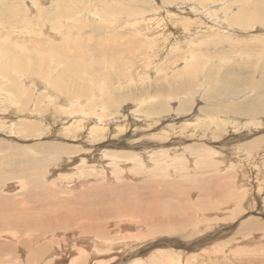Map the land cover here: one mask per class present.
I'll return each instance as SVG.
<instances>
[{"label": "rangeland", "instance_id": "obj_1", "mask_svg": "<svg viewBox=\"0 0 264 264\" xmlns=\"http://www.w3.org/2000/svg\"><path fill=\"white\" fill-rule=\"evenodd\" d=\"M183 2L184 0H0V54L8 51L4 54L11 59L12 63L9 64L12 66L7 68L13 69L8 81H17L25 89L32 90L42 84L41 88L51 90L58 96V100L51 102L43 90L45 97H34V103L38 106L47 103L48 107H52L51 110L68 109L64 111L67 115L54 114V119L49 115L51 124L45 126L46 117L43 118V113L39 111L16 112L15 106L24 103V98L20 102H13L12 96L9 100L1 98L6 103L0 105L1 214L27 217L30 216L29 213H33L32 216L35 217L34 210L51 212L53 209V219H59L61 222L58 220L57 223L65 225H55L56 221H53L56 233L53 238L56 243L73 242L72 237L81 234L75 227L82 229L89 223H96L97 227L110 230L128 222L136 230L140 228L135 225H141L144 233L149 232L148 235L157 231L158 234L148 239L146 245L151 244L150 248H153L152 245L155 247L156 242L161 241L164 251L179 254L183 262L193 254L196 257V253L200 254L202 248H207L206 250H211L210 255L203 259L196 257L193 259L194 264H235V261L238 264H264V241H259L262 236L254 234L255 229H249L248 237L256 241L245 244L240 243L238 233V227L243 228L242 225L248 220L254 221L252 223L257 225V230L264 229V158L260 159L258 169L253 160V157H259L264 152V114L251 113L252 109L264 103V22L261 21L264 16V0H203L202 6L219 12L220 16H216L226 19L229 29H236L228 33L233 36L210 34L211 37H208L209 34H206L200 41L192 40L186 44L183 43V37H177L178 46L173 38L174 33L178 32L174 22L167 23L173 29L171 36L152 38L143 22L138 21L140 17H136L140 14L155 18L153 14H158L160 7H180ZM255 2L259 3L257 11L252 9ZM197 3L201 2H193L194 5H198ZM214 3H217L216 8H212ZM89 6L93 7L92 12L83 15V10ZM15 9L19 11L16 16ZM229 9L231 12H227ZM183 11L190 12V9ZM235 11L242 16L234 21L228 20L237 15ZM95 12L91 17L90 14ZM72 13L77 14L72 17ZM206 20L207 18L205 22ZM202 28L200 26L197 29L202 31ZM54 29L59 30L58 36L50 33ZM91 34L92 38L89 37ZM82 44L86 46L83 47ZM194 50L200 51L201 55L196 57L192 53ZM185 55L194 63V70L185 72L182 68L181 57ZM179 59L180 63L174 66V62L177 63ZM197 59L200 63L205 62L203 70L195 64ZM13 65L16 67L13 68ZM36 67H40V70L34 73L33 69ZM45 71L49 72L50 78H56L59 85L62 82H74L77 85L80 97L71 98V101H82V106H89L87 111L92 119L97 116L92 112L96 110V113L113 117L112 120L109 118L110 129L114 128L113 120L117 124L125 121L129 128L117 136L109 134L108 137L90 142L88 139L92 136L88 128H83L78 136L65 133L60 124L68 125L67 121L72 118L69 109L81 105L68 104L66 97L51 85L52 80L47 78ZM136 74L140 75V81L133 78ZM128 75L132 77L127 79ZM90 89L96 90L91 93ZM38 93L35 92L34 96ZM119 93L121 99L126 94L129 95L123 101L126 103L122 104L129 103V106H119L121 111L111 105L110 98L112 94ZM159 94L166 96L164 104L162 99L155 97ZM101 98L107 100L110 111H106L105 107L98 109L97 105L95 109L92 108ZM12 103L15 106L11 108ZM162 105H166L169 115L160 117L157 124L146 125V115L142 113L151 110L155 112ZM133 109H142L143 112L140 115L132 114ZM205 113L214 114H207L211 118L207 127L214 132L211 136L205 131V135L200 138L202 133L188 129L181 132L175 129L177 133L170 131L169 135L164 131L163 140L155 136L164 126L179 125L185 123V118L189 119L195 114L204 116ZM236 114L240 116V123H224L223 117L233 119L232 116ZM5 116L10 120L14 118L8 123ZM23 116L37 121L42 118L41 128H18L15 122L24 119ZM63 117L65 119L61 121ZM122 117L126 119L123 120ZM92 123L90 121V125ZM191 132L196 133L190 135ZM157 141H162L161 147H172L185 158L189 154L204 155L203 152L207 150L221 151L224 154L219 160L223 161L225 168L220 165L219 168L223 169L216 171V166L203 164H197L196 167L185 165L183 168L177 162L176 169H181V173L176 171L173 174V169L164 166L165 162L162 160L149 166L152 174L142 175L130 169L138 166L136 159L141 157L126 163V166L116 162L118 165H114L115 169L108 159L103 158L104 154L100 157L103 151L117 153L121 157L125 155L127 158L135 153L134 150H138L136 153L144 151L143 156L151 158L149 152L160 149L157 148ZM180 141L178 146L177 142ZM145 147L148 148L147 151ZM184 147L188 149L183 151ZM84 155L100 157L103 160L102 166L96 167L92 163L80 169L73 168L78 163L76 160L79 161V157ZM201 158L203 160L207 157ZM159 163L164 171L160 172L159 168L157 171L154 167ZM231 163L241 166V171L228 166ZM40 165L44 168L38 169ZM106 165L108 167L103 175L100 171ZM186 166L189 170H186ZM87 167L88 170L96 167L92 176L81 175L80 170ZM116 169L118 172L114 173ZM72 172L75 177L83 178L82 182L73 180L70 183L69 178L57 180L60 174ZM15 177L22 178V190H19V180H15ZM239 180L243 182L240 183ZM243 184L245 187H241ZM227 197L229 200L225 202ZM230 199L233 202H228ZM19 202L21 203L18 204ZM219 203L223 205L221 209L218 207ZM234 206H237L235 211ZM195 221L208 223L198 224L201 227L195 228L192 227L195 226ZM220 256L224 260H219ZM61 259L57 263L63 262Z\"/></svg>", "mask_w": 264, "mask_h": 264}, {"label": "bare ground", "instance_id": "obj_2", "mask_svg": "<svg viewBox=\"0 0 264 264\" xmlns=\"http://www.w3.org/2000/svg\"><path fill=\"white\" fill-rule=\"evenodd\" d=\"M82 1L83 0H80V2H82ZM194 1H196V0H184V2H183L184 4L180 7L179 6H172V5L162 6V7H160L161 10L159 11L158 14H156V13L153 14L155 16V18H153L152 16H144V15H140V14L136 15V17L137 18L140 17L138 19V21L143 22L146 30H148V32L152 35V38H159V37H162L163 35L171 36L173 29L167 23H173L174 22L177 25L176 29L178 30V32H175L174 36H173L174 40L176 41L177 46L179 45V41H177L178 40L177 37H183V39L185 41L183 43L186 44L187 42L192 41V40L200 41L201 39H203V37L206 34H209L208 37H211V35L212 36L223 35L224 37H226L227 35H229L228 33H230V32L232 33L233 31L236 30V29H229L226 26L227 20L219 18L218 17V16H220L219 12H217L216 10L210 11L209 9H211V8H206V7L202 6L203 0H199L201 3H197L198 5H194L193 4ZM258 2H255L256 4H254L252 7V9L255 11H257L259 8ZM33 5H36V3H33ZM215 6H217V3H214L212 8L213 7L216 8ZM92 8H93L92 6L85 8L83 10L82 14L86 15L89 12L91 13ZM183 9H190V12H185V11H183ZM227 12H231V9H229ZM14 13L16 16L19 13V11L17 9H15ZM77 13H72L71 16L74 17V15ZM95 14H96V12L92 13L90 15L92 17ZM216 15H218V16H216ZM241 16L242 15L237 13L236 16H234L233 18L228 19V20L234 21L235 19H238ZM206 18H207V20L205 22ZM261 21L264 22V16L261 18ZM200 26H203L202 31L197 29ZM50 33L55 35V36H58L59 30L54 29V30L50 31ZM91 36H92V34L89 35L90 38H92ZM99 36H102V35H99ZM229 36H233V35H229ZM82 46L85 47L86 45L82 44ZM191 49H195V47H191ZM2 52L3 51H1V53ZM7 52H6V54H7ZM4 53L0 54V60H2V62L0 63V78L2 79V80H0V105H6V103L3 100H1L2 97L5 100H9V97L12 96L14 98L13 102H20V100L22 98H24L25 99L24 103L18 104L17 106H15V104L12 103L10 105V107L12 108L13 106H15L17 113L18 112H24V111L26 113L35 112V111H39V112L43 113L42 117L43 118L46 117L45 126H48L51 124L49 122L50 116L52 119H54L53 118V117H55L54 114L65 113L67 115V113L64 112L65 110L68 111V109H66V108H65V110L60 109V108H55V109L51 110L52 107H48L47 103L38 106L37 103H34L32 101V99H35L34 97H36V98L41 97V99H42L43 96L45 97V93H46V95L49 96V98L51 99V102L55 103L58 100V96L55 93H53L51 90L41 88L42 84L39 83L40 85H38L36 88H33V90H32V88H26L25 89L23 87V84L18 83L17 81L10 83L8 81V79L11 77V75L13 73V69H9L7 67L12 66V65H10L12 63V61H11V59H8L9 57ZM70 53L72 55H74L73 52H70ZM192 53L196 57L201 55L200 51H198V50L197 51L194 50V51H192ZM134 54H135V51H134ZM3 56H5V57L3 58ZM181 60H183L182 68H184L185 72L194 70V69H192L194 63L192 62V60L188 59L186 55L182 56ZM179 61H180V59L177 61V63L175 61L173 65L174 66L177 65L178 63H180ZM195 64L197 66H201V70H203L205 65H206L204 61H203V63H200V61L198 59H197V62ZM15 67H16V65H13V68H15ZM39 70H40V67H36L35 69H33V72L35 73V72H38ZM198 70H200V68H198ZM45 72L47 73V75H46L47 78L52 80V81H50L51 85L54 86L57 90H59L66 97L65 100L69 101L68 104H70L71 106H73L74 104H79V105L83 104L82 101H75V102L71 101V98L77 99L80 97V96H78V87L74 82H62L59 85V82L56 78H50L49 72L48 71H45ZM130 77H132V75H128L127 79H129ZM123 78L125 79V77H123ZM133 78L137 81H140V79H141L140 75H138V74L134 75ZM143 78H145V77H143ZM124 79H122V80H124ZM29 81H32V80H29ZM191 89L193 92V88H191ZM43 90L46 92L44 93ZM94 90H96V89H93V90L90 89L91 93ZM35 92H39V93L36 94V96H34ZM3 93L7 97H4ZM189 94L190 93H188V90H187V95L189 96ZM116 96L118 98H116ZM120 96H121L120 93L117 95L112 94L110 96L111 105L119 108V106L126 103L123 101H126V99L129 98V95H127V94L125 95L124 99L123 98L121 99ZM155 97H157V99H162L163 104L165 103L166 96L159 94ZM128 104L129 103L122 105V107L125 108V106L126 107L129 106ZM96 105L98 106V109H103V107H105L106 111H110L108 102L104 98H101L97 104H93L92 108L95 109L94 107H96ZM0 108H1V106H0ZM87 108H89V106H87V105H85V106L81 105V107H76V108L71 107V109H69V111H70V116L73 119L70 118L67 121L68 125H64V123H61L60 128L63 129L65 133H68L71 136L73 135V133H74V136H78V135H80V132H81V130H83V128L84 129L88 128L90 136H92L91 138L88 139L89 142L94 141V139H95V141H98L99 138H103V137L105 138L106 136L107 137L110 136L109 134H114V136H117L121 132H124L125 129L129 128L128 124L125 121L122 124L121 123L117 124L116 120H115V123L113 120L114 128L110 129V127L108 125L111 122L110 120H112L113 117L111 118L110 115H107L104 113H96V110H93L92 111L93 115H97V116H95L92 119V117L89 116V112L87 111ZM120 109H122V108L120 107L119 110ZM162 110H163V112H162ZM141 112H143L142 109H137V110L133 109L132 114L140 115L139 113H141ZM168 113L169 112H166V105H162V106L158 107L155 112H152V110H151L148 113L144 112L142 114L146 115V121H147L146 125L150 126V125L158 122L160 120V117H162V116L164 117ZM202 113H203V111H202ZM251 113H252V115H254V114L257 115V114H261V113L264 114V103L260 104L259 106L255 107L254 109H252ZM175 114H176V112H175ZM198 114H195L193 117H190L189 119L185 118L184 119L185 123H180L179 125L177 124L174 126L162 127L159 130L160 132H156L155 136L157 135V136H159L160 140H163V138H165V137L162 138V136H164V131H166L167 135H169L170 131L172 133L176 134L177 132L185 131V129L193 130V131L196 130V131L202 133V135H199L200 138H201V136L205 135L204 134L205 131H206V133H208L209 136L213 135V133H214L213 130H211L209 127H207L210 120H211V118L207 117V114L209 116H213L214 114L213 113H205V114H203L204 116H199ZM23 117H24V119L22 118V120H20L18 123L15 122V124L18 126V128L19 127L21 129H28V128H34V127L41 128L40 124L42 122V120H41L42 118L40 119V121H37V120H29L25 116H23ZM115 117L118 118V116H115ZM127 117H128V115H127ZM232 117H234V118L229 119V117H223L224 123L225 124H232V125H235V123H236V125L238 123H240V121H239L240 116L239 115L236 114L235 116H232ZM8 118H10V116ZM13 118L14 117H12L11 120L6 119V116H5V120L8 123H9V121L11 122L13 120ZM109 118H111V119L109 120ZM122 118H123V120L126 119V117H122ZM64 119L65 118L63 117L60 120L64 121ZM1 120H3V119H1ZM90 121L93 122L91 125H90ZM12 124H13V122H12ZM15 124H14V126H15ZM2 125L5 126L4 124H2ZM22 127H24V128H22ZM230 128H233V127H230ZM175 129H178L180 131L176 132ZM222 131H223V129H222ZM71 132H72V134H71ZM191 133L192 134H190V135H195L196 132H191ZM61 134L63 135L64 133H61ZM112 136L113 135H111V137ZM151 136H153V135H151ZM119 140H121V139H119ZM173 140H175V139H173ZM159 141H157V142H159ZM161 142H159L157 145V148L159 147L160 149L155 150L154 152H151V153L149 152V155L152 156L151 158L144 157L145 156V155L143 156V154L145 153L144 151H143L144 153L141 151L136 153L138 150L137 151L134 150V152H135L134 154H130V156H127V158H125L124 157L125 155L123 157H121L117 153L109 154V152H103V151L101 152L99 149V151L101 152L100 157H102L104 154L103 158L108 159L110 161V164H112L113 167L115 164H117L116 162L122 163V166H126V163L133 162L136 158L141 157L140 159H136L138 166L137 167H131L130 169L135 171L136 173H139L142 175L143 174H152V172L150 171V170H152V168H149V166L152 163H156L157 161L161 162L162 160H163V162H165L164 166L167 165L171 169H173V171H172L173 174L176 171L181 173V171H180L181 169H179V170L176 169L175 164L177 162H179V164L182 165L181 167H183V168L185 165H187L188 167H190V166L196 167L197 164L198 165L203 164V165H208V166L214 165V166H216L214 168V170H216V171H220L222 168V167L219 168L220 165H223L222 164L223 161L219 160V159H221V156L224 154L221 151L207 150V152H203L204 155H202L200 153L189 154L188 157L185 158V156H181L180 154L176 153L175 149L172 147H169V148L161 147V145H160ZM180 143H181V141L177 142L178 146ZM152 144H154V143H152ZM154 148H156V147H154ZM146 149H148V148L145 147V150ZM151 149H153V147H151ZM186 149H188V148L184 147L183 151H185ZM245 155H247V154H245ZM132 156H134V158ZM160 156H162V157H160ZM203 156L204 157L206 156L208 159L206 158V159L201 160L202 159L201 157H203ZM230 156L232 157L233 155H230ZM234 156H236V155H234ZM90 157H91L90 155L89 156L84 155L83 157L80 156L79 161L76 160V162H78V163H75L73 165V168L80 169L83 166H90V165H92V163H94V165L96 167L102 166L103 160L100 159V157H98V158H96V157L90 158ZM142 157H144L143 159H145L144 163L142 161ZM211 158H213V160H211ZM262 158H264V152H262L259 155V157H253V160L256 161L254 163L257 164V169L259 168V165L261 164L260 159H262ZM90 161H92V162L90 163ZM109 161H108V163H109ZM257 161H258V163H257ZM232 163L229 164L228 166H230L233 169L239 168V171H241V169H242V168H240L241 166H238L237 164L232 165ZM238 163H239V161H238ZM240 163H243V162H240ZM254 163H253V165H254ZM192 165H194V166H192ZM225 165H227V162ZM187 166H186V170H189V168ZM245 166H246V164H245ZM96 167L90 168L91 170L90 169L88 170V167L86 169H81L80 173L82 176H85V177L92 176L93 170H95ZM107 167H108V165H106L105 167H102L100 173L104 175L106 173L105 168H107ZM154 167L157 168V171L159 168L160 172L164 168V167H162L161 163H159L158 166L154 165ZM169 167H167V168H169ZM41 168H44V167L42 165H40L38 167V169H41ZM115 168L116 167H114V169ZM167 168L165 170H167ZM183 168H182V170H183ZM224 168H225V166H224ZM250 169H249V171H250ZM106 170H108V169H106ZM205 170H207V169H205ZM259 170L261 171V169H259ZM249 171L247 173H249ZM117 172H118L117 169L114 170V173H117ZM160 172H158V173H160ZM223 172H225V171H223ZM262 172H264V170H262ZM44 174H45V172L41 176L42 179L45 176ZM240 175H239V177H240ZM263 175H264V173H263ZM261 176H262V174H261ZM184 177H186V176H184ZM67 178H69L68 180L70 183L73 182V180H75V182L77 180H78L77 182H82V180H83V178L75 177L73 172L72 173H66V174H60L58 176L57 180L60 181V180H64ZM14 179L19 180V181H17V186L20 190L21 187L23 186L22 185L23 182L21 180L22 178L17 179V177H15ZM241 180H243V179H241ZM241 180H239L240 183L243 182V181L241 182ZM241 187H245V185L243 184ZM5 191H7V190H5ZM227 199L229 200V198L227 197L225 202L227 201ZM223 200H224V198H223ZM20 201H22V200H20ZM228 202H233V200L230 199V201H228ZM20 203L21 202H19L18 204H20ZM0 205H2V204H0ZM222 206L223 205L220 204L218 207L221 209ZM234 207L235 208L233 210L235 211L237 209V206H234ZM43 211L38 212V211L34 210V213L36 215L35 217L32 216L33 213H29L28 215H30V216H27V217H19L16 215H6V214L0 213V264H55V263L56 264H110L112 262H114L115 264H182V262H183L181 259V256L179 254L175 253V255H173L172 254L173 251H169V250L164 251V248L161 247V245H160V244H162L161 241L159 243L156 242L155 247H154V245H152L153 248H150L151 244L146 245L145 242L148 239H150L152 236L157 235L158 234L157 231L154 233L151 232L152 234L148 235L149 232L144 233L142 230L143 227L141 225H138V224L135 225V227L140 228L139 230H136L134 227L131 228L134 225L131 223H128V222L126 224L125 223L120 224L119 227L114 226L112 224L114 227H112L110 230H105V228L103 229L102 227L101 228L97 227L96 223L87 222L89 224L87 226H85L84 228L82 227V229H80L81 227L80 228L75 227L79 233L81 232V234H77V236L75 235V237H72L73 242L68 241L67 243L65 242L64 244L60 243V242L56 243V240L53 238V234L55 233L53 230V226H54V224L55 225L60 224V223H57L59 219H55V220L53 219L52 214H51V212H53V209L51 212H49V210H45L44 212ZM198 211L201 212V215L203 214V212L201 210H198ZM199 212H198V215H200ZM128 216H130V215L128 214ZM228 219H230V218H228ZM152 220H153V218H152ZM53 221L54 222L56 221V223L53 224ZM91 221H93V220H91ZM199 221H203V220H199ZM77 222H79V221H77ZM252 222H254V221H252ZM252 222L248 220L247 223L242 225L243 228L238 227V233H240V237H241L240 243L251 244L252 242L256 241V239L248 237L249 236L248 232L250 231L249 229H255L254 234H259V236H262L261 238H259V241L260 240L264 241V232H263L264 229L257 230L256 229L257 225H253ZM69 223H70V221H69ZM203 223L206 224L208 222H196L195 221V226H192V227H195V228L201 227L198 224H203ZM155 224H156V222H155ZM60 226L65 227V225H63V224L62 225L60 224ZM60 226L57 225V227H59V228H60ZM118 229H119V231H118ZM82 230H86V231H82ZM196 231L197 230H195V232ZM57 234H58V232H57ZM66 241H67V238H66ZM69 242H71L72 244L70 245ZM33 245H35V246L33 247ZM206 249L202 248L200 251L201 252L200 254L196 253V257L198 259L199 258L203 259L205 256H209L211 253V250H206ZM194 256H195V254H193L191 256V257H193L192 260H190L191 257L188 258L187 260L184 259L183 263L184 264H194L193 259L196 258ZM63 258H65V259L63 260ZM59 259H61L63 262L57 263V262H59L58 261ZM218 259L224 260V257L220 256ZM197 264H199V263H197ZM235 264H238V262L235 261Z\"/></svg>", "mask_w": 264, "mask_h": 264}]
</instances>
